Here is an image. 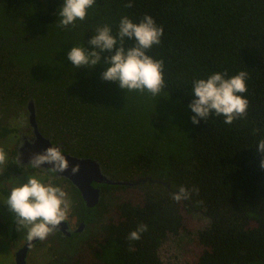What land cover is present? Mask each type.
I'll use <instances>...</instances> for the list:
<instances>
[{
	"label": "trees",
	"instance_id": "trees-1",
	"mask_svg": "<svg viewBox=\"0 0 264 264\" xmlns=\"http://www.w3.org/2000/svg\"><path fill=\"white\" fill-rule=\"evenodd\" d=\"M31 99L133 182L76 204L88 229L55 264H168L182 233L180 264H264V0H0V137Z\"/></svg>",
	"mask_w": 264,
	"mask_h": 264
},
{
	"label": "flooded vegetation",
	"instance_id": "flooded-vegetation-1",
	"mask_svg": "<svg viewBox=\"0 0 264 264\" xmlns=\"http://www.w3.org/2000/svg\"><path fill=\"white\" fill-rule=\"evenodd\" d=\"M28 106L23 108V116H20L25 125L16 127L12 133L10 129L7 135L0 137V243L4 242L2 250L8 252L6 264H55L88 229L86 218L77 212L76 204L84 201L87 207L96 206L101 198V183L110 182H100L98 191L95 190L97 195H87L92 196L89 200L60 170L43 161L34 162L31 155H20V148L34 140L37 130L45 135L38 121L37 106V130L30 121ZM7 119L10 125L16 120L11 119V114ZM51 141L54 146L61 147L63 156L70 154L96 161L75 155L59 142Z\"/></svg>",
	"mask_w": 264,
	"mask_h": 264
},
{
	"label": "water",
	"instance_id": "water-1",
	"mask_svg": "<svg viewBox=\"0 0 264 264\" xmlns=\"http://www.w3.org/2000/svg\"><path fill=\"white\" fill-rule=\"evenodd\" d=\"M28 104L30 121L32 125L36 127V104L33 99H31ZM37 129L36 127V130ZM60 148L59 145L54 146L49 137L41 134L39 130H37L34 140L26 142L20 148V155H31L35 160L34 162L40 163L43 161L45 165L60 170L61 174L70 177L74 184H77L82 189L83 195L88 197L89 200L92 196L87 195L90 193H95L97 195L95 190L98 191L100 182L133 184V182L111 180L107 175L103 174L97 161L69 156L70 154H68V156H63L65 154L60 152ZM94 199H96V197H93V200Z\"/></svg>",
	"mask_w": 264,
	"mask_h": 264
},
{
	"label": "rangeland",
	"instance_id": "rangeland-1",
	"mask_svg": "<svg viewBox=\"0 0 264 264\" xmlns=\"http://www.w3.org/2000/svg\"><path fill=\"white\" fill-rule=\"evenodd\" d=\"M22 121L21 118L16 119L13 125L20 128L23 125ZM196 223L197 219L193 222V225L195 226ZM3 246L4 242L0 243V263L6 264V259H9V256L7 251L2 250ZM197 248L190 237L186 233H182L180 236L168 237L161 248V255L168 264H180L192 259L197 252Z\"/></svg>",
	"mask_w": 264,
	"mask_h": 264
}]
</instances>
